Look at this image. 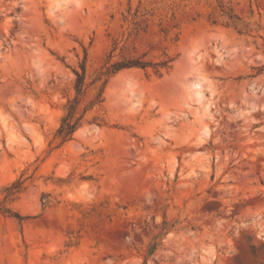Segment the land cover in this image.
<instances>
[{
	"label": "rangeland",
	"instance_id": "374dc122",
	"mask_svg": "<svg viewBox=\"0 0 264 264\" xmlns=\"http://www.w3.org/2000/svg\"><path fill=\"white\" fill-rule=\"evenodd\" d=\"M131 2L176 27L124 21L129 0H0V207L23 218L0 211V264H264V0ZM111 54L170 68L110 78L63 143L74 70L79 116Z\"/></svg>",
	"mask_w": 264,
	"mask_h": 264
},
{
	"label": "trees",
	"instance_id": "16d2710c",
	"mask_svg": "<svg viewBox=\"0 0 264 264\" xmlns=\"http://www.w3.org/2000/svg\"><path fill=\"white\" fill-rule=\"evenodd\" d=\"M158 4V2H156ZM229 15V19L234 20L236 17L233 15ZM159 17V27L160 32L168 35L170 28H175L176 25H173V22L177 19L176 9L172 5H168L166 7L163 6H153L151 8L143 7L142 3L136 7H132V2L129 0L128 8L126 13H123V19L126 22H131L134 25L139 24L140 20H149V18ZM115 47L112 51L117 50L119 46V42L115 41ZM112 54L109 56L105 66L98 72L96 77L93 79L89 86L100 85L98 94L95 99L91 101L90 105L86 107L81 115L78 116V109L81 105V98L86 93L88 86L86 85L87 81V67L86 62L81 64V71L74 70V74L76 76L75 81V91L76 97L73 100L68 102L67 114L63 117L61 126L57 132V136L62 140L63 143L72 140L76 131L80 128L81 124H83V120L87 112L92 109L96 105H100L104 102L103 94L105 87L113 76L117 75L123 70L127 69H149L152 68L155 70L156 74L161 75V71L163 69L168 70L170 68L169 64L171 60L163 61L160 63H153L150 61L143 60V57L139 58H124L118 62L112 61ZM21 183H18L13 189L9 191L8 197L6 199H10L13 195L19 192L21 188ZM0 211L8 215L10 217H15L19 220L23 218L14 212L11 209L6 207H0Z\"/></svg>",
	"mask_w": 264,
	"mask_h": 264
},
{
	"label": "bare ground",
	"instance_id": "6f19581e",
	"mask_svg": "<svg viewBox=\"0 0 264 264\" xmlns=\"http://www.w3.org/2000/svg\"><path fill=\"white\" fill-rule=\"evenodd\" d=\"M201 94V92H199V94L198 95H200Z\"/></svg>",
	"mask_w": 264,
	"mask_h": 264
}]
</instances>
